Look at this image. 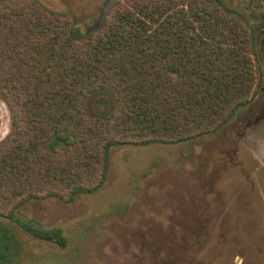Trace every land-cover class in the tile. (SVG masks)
<instances>
[{
  "label": "trees",
  "instance_id": "16d2710c",
  "mask_svg": "<svg viewBox=\"0 0 264 264\" xmlns=\"http://www.w3.org/2000/svg\"><path fill=\"white\" fill-rule=\"evenodd\" d=\"M259 62L254 28L220 0H127L87 32L64 13L0 11L12 124L0 142V215L98 191L115 147L217 131L259 90ZM104 90L115 106L94 113ZM25 228L66 245L61 230Z\"/></svg>",
  "mask_w": 264,
  "mask_h": 264
},
{
  "label": "rangeland",
  "instance_id": "374dc122",
  "mask_svg": "<svg viewBox=\"0 0 264 264\" xmlns=\"http://www.w3.org/2000/svg\"><path fill=\"white\" fill-rule=\"evenodd\" d=\"M126 1L0 0V11L64 13L87 32ZM220 1L264 27V0ZM90 105L105 114L115 99L104 90ZM242 109L217 131L186 141L113 148L106 182L94 193L45 197L18 209L14 219L0 215L9 264H264V118L234 125ZM11 132L0 97V142ZM26 226L61 229L66 246L35 238Z\"/></svg>",
  "mask_w": 264,
  "mask_h": 264
},
{
  "label": "flooded vegetation",
  "instance_id": "af4514ba",
  "mask_svg": "<svg viewBox=\"0 0 264 264\" xmlns=\"http://www.w3.org/2000/svg\"><path fill=\"white\" fill-rule=\"evenodd\" d=\"M254 28V35L257 36V33L259 34V42H260V38L261 36L263 37V41H261L260 43L263 42L264 44V27H261L260 25L259 26H252ZM255 36V37H256ZM257 38V37H256ZM262 51V50H261ZM264 51V49H263ZM258 52V51H257ZM264 55V53H263ZM258 58H259V65H260V69L262 70V76H261V86H260V89L259 91L262 93V99H260L261 101H257L254 105L252 102L254 101H249L248 104L245 105V108L246 109H242L239 111L240 113V117L238 118V120L234 123V125H237L241 122H244V121H252V120H257V119H261V118H264V70H263V67H262V61L260 60V54L258 53ZM233 120V117L232 119ZM231 121H229L230 123ZM57 230H61V229H53V230H42V231H51V232H55ZM62 231V230H61ZM33 237L35 238H38L37 236L33 235ZM42 241H45V242H48V243H52V244H56L58 246H60L57 242L55 241H49V240H44V239H41V238H38ZM0 240H1V237H0ZM3 242L5 243L3 245L2 248H0V264H9L10 263V246H9V239L8 237L6 238H3ZM66 246V245H65ZM64 246V247H65ZM62 247V246H60ZM62 247V248H64Z\"/></svg>",
  "mask_w": 264,
  "mask_h": 264
}]
</instances>
